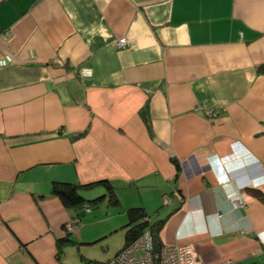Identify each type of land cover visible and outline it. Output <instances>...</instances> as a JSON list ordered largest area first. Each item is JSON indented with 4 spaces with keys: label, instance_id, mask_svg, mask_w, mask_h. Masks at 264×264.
<instances>
[{
    "label": "crops",
    "instance_id": "obj_1",
    "mask_svg": "<svg viewBox=\"0 0 264 264\" xmlns=\"http://www.w3.org/2000/svg\"><path fill=\"white\" fill-rule=\"evenodd\" d=\"M6 54L0 264H66L77 244L59 240L84 243L86 213L66 234L76 211L51 184L102 179L120 201L153 194L132 206L165 219V245L191 243L204 264L264 259V0H0ZM233 150L222 185L209 158Z\"/></svg>",
    "mask_w": 264,
    "mask_h": 264
},
{
    "label": "rangeland",
    "instance_id": "obj_2",
    "mask_svg": "<svg viewBox=\"0 0 264 264\" xmlns=\"http://www.w3.org/2000/svg\"><path fill=\"white\" fill-rule=\"evenodd\" d=\"M120 40V39H119ZM118 43V42H117ZM210 115L215 114L214 110L207 112ZM98 189L84 191V193L90 197L99 195ZM141 192V190H140ZM98 193V194H96ZM94 195V196H92ZM142 195V196H141ZM141 195L124 196L121 198V204L119 206L107 204L106 201L101 202L98 206L92 205V208L86 207L82 214H76V218L71 219L64 225V231L69 236H74L82 225L81 216L84 215L86 218L84 233L87 234L86 238L82 237L84 243L78 244V242L70 241V243L77 245H66L64 247L65 254L64 259L66 264H107L109 263L119 252L124 248H121L113 257L102 261L93 262L89 259H100L103 260L107 255H113L118 250L124 241V228L121 227L126 222V215L124 209L132 206L135 203L148 199V192H142ZM121 197V196H120ZM169 198V196H166ZM169 199H167V202ZM148 202V201H146ZM79 216V217H78ZM165 224V223H164ZM68 225V227H67ZM164 226V225H163ZM113 227V228H112ZM163 228V227H162ZM105 229H113L106 238H100L99 234ZM162 231V229H161ZM160 231V232H161ZM105 234V233H104ZM161 236V235H160ZM86 242V243H85ZM165 244H163L164 246ZM162 246V247H163ZM248 264H264V259L257 258L256 260Z\"/></svg>",
    "mask_w": 264,
    "mask_h": 264
},
{
    "label": "trees",
    "instance_id": "obj_3",
    "mask_svg": "<svg viewBox=\"0 0 264 264\" xmlns=\"http://www.w3.org/2000/svg\"><path fill=\"white\" fill-rule=\"evenodd\" d=\"M258 70L264 73V62L258 66ZM141 116L146 121L148 127H150V110L148 104L140 110ZM85 132V131H84ZM84 132L73 135V138H78L84 135ZM174 163L177 169H180V165L174 159ZM95 186H102L105 188V192L99 194L93 198H88L82 193L84 188H93ZM50 194L57 196L67 208H73L76 214H82L86 207L92 208L98 206L101 202L106 201L107 204L119 206L121 204L117 185L114 181L108 179H102L87 184L75 183L69 181L55 180L51 184ZM126 222L122 226L124 228V244L123 247H127L134 243L141 234L149 229L154 238L156 256L162 249L163 242L161 240L160 231L165 223V219H151L148 211L143 206H131L125 210ZM79 217V216H78ZM72 241L69 237L59 240V245ZM157 264H160L156 260Z\"/></svg>",
    "mask_w": 264,
    "mask_h": 264
},
{
    "label": "built area",
    "instance_id": "obj_4",
    "mask_svg": "<svg viewBox=\"0 0 264 264\" xmlns=\"http://www.w3.org/2000/svg\"><path fill=\"white\" fill-rule=\"evenodd\" d=\"M117 45L126 47L127 39L121 38ZM13 61L14 57L11 54L4 55L0 58V68L8 66ZM238 155L241 154L232 152L227 156L221 157V159L229 161L230 159H235ZM209 160L213 165H216V156L214 158H209ZM218 161L220 160L218 159ZM220 179L222 184H227L224 178ZM230 201L233 206H238L240 203L239 196L237 194L231 196ZM157 254L156 256L153 235L149 229H146L134 243L125 247L107 264H157L156 260L160 264H204L191 243L166 244Z\"/></svg>",
    "mask_w": 264,
    "mask_h": 264
},
{
    "label": "clouds",
    "instance_id": "obj_5",
    "mask_svg": "<svg viewBox=\"0 0 264 264\" xmlns=\"http://www.w3.org/2000/svg\"><path fill=\"white\" fill-rule=\"evenodd\" d=\"M233 152H236L237 154H239L237 150H233ZM244 153L246 154L247 151L244 152ZM238 156H239V155H238ZM236 157H237V156H236ZM218 159H219L220 161H218ZM233 159H234V158H233ZM233 159H230L229 161H231V160H233ZM209 162H210V160H209ZM226 162H228V161H224V160L221 159L220 156H216V165H213L212 163H210L211 166H212V168H213V169L215 170V172H216V178H217V180L219 181L220 184H222V183L220 182V180H221L220 178H224V179L226 180L227 184H229L230 181H231V176H230L229 172L226 171V168H225V164H226ZM215 167H216V169H215ZM227 184H222V185H227Z\"/></svg>",
    "mask_w": 264,
    "mask_h": 264
}]
</instances>
